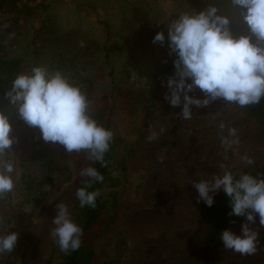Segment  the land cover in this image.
<instances>
[{
	"label": "rangeland",
	"instance_id": "obj_1",
	"mask_svg": "<svg viewBox=\"0 0 264 264\" xmlns=\"http://www.w3.org/2000/svg\"><path fill=\"white\" fill-rule=\"evenodd\" d=\"M145 8L161 20L173 21L176 6L172 0L145 1ZM47 4V8L43 4ZM31 6L41 5L42 16L29 18L25 33L14 41L13 49H21L28 41L27 33L47 24L49 17L62 30L81 28L89 35L104 41V25L123 27L133 14L130 7L108 9L100 14L94 7L86 15L81 0H35ZM53 6V9H51ZM98 52L96 57L103 55ZM100 86L109 85V69L91 68ZM168 79L158 80L155 113L149 121V135L155 140L143 143L136 155L128 159L127 184L119 194L118 217L94 242L96 255L92 264L116 261L118 264H205L204 239L208 222L198 209V191L193 183L213 181L225 170L238 179L243 174L264 169V124L247 116L245 107L227 103L222 98L204 107L191 106L190 119L182 118L181 104L172 107L165 100L170 93ZM188 82V81H187ZM189 83V82H188ZM196 99L205 94L196 88L188 93ZM118 112V111H117ZM116 115L115 121L119 120ZM17 138L5 161L14 164L15 187L0 199V236L10 232L19 234L15 249L10 252L13 264H44L55 253L56 241L50 233L55 225L56 205L64 203L71 214L77 200L76 182L79 177L73 156L59 143L49 142L50 156L56 166L54 180L44 185V198L28 203L20 195L23 163H31L32 152L25 148L20 136L23 128H12ZM235 129V135L231 130ZM254 161L247 164L242 158ZM34 173L36 169L29 165ZM18 177V179H17ZM225 193L221 188L215 195ZM212 195V193H210ZM249 227L258 231L259 251L256 255H240L223 246L213 248V264H264V226L255 214ZM230 230L242 236V225ZM220 253L218 260L215 252ZM0 264L3 263L0 259Z\"/></svg>",
	"mask_w": 264,
	"mask_h": 264
},
{
	"label": "trees",
	"instance_id": "obj_2",
	"mask_svg": "<svg viewBox=\"0 0 264 264\" xmlns=\"http://www.w3.org/2000/svg\"><path fill=\"white\" fill-rule=\"evenodd\" d=\"M35 0H0V112L9 119L12 128L22 127L20 134L25 148L32 152L31 163H23L20 177V195L28 203L38 204L45 196L44 185L54 180L56 166L50 156L49 142L42 139L39 128L30 127L20 117L18 104H13L5 93L11 88L15 77L21 73L31 74L34 67H43L49 76L60 71L72 83L79 85L90 102L92 117L114 133L110 148L105 154L106 166L88 159L87 151L69 153L74 157L79 177L77 189L84 187L89 177L81 176V169L96 168L104 177L102 183H94L88 191L99 189L96 207H81L77 199L72 220L83 229L79 250L64 253L56 245L54 255L44 264H92L96 255L94 242L118 217L119 194L127 184L128 159L136 155L148 140L149 121L156 108L158 80L175 75L174 61L167 40L168 25L184 13L194 14L217 8V15L226 16L234 37L252 36L243 16L246 10L234 5L232 0H172L176 6L172 21L161 20L142 4L136 3L133 14L123 27H114L107 21L104 25L103 42L89 35L80 27L60 29L53 17L47 24L28 34V41L21 49H13L14 41L25 33L29 18L42 16L41 5L31 6ZM47 8V4H43ZM53 9V6L52 8ZM158 32L165 34V42L153 43ZM256 42L255 36H252ZM98 52H104L99 57ZM108 68L109 85L96 83L91 68ZM191 83V80H188ZM118 111V112H117ZM248 117L264 124V99L258 104L245 107ZM116 115L119 120L115 121ZM33 163L36 173L29 167ZM264 178V169L250 173ZM214 203L207 206L202 200L198 209L207 217L208 230L204 239L205 264H213L211 250L221 246V233L236 228L246 216L229 215L232 211L226 193L213 196ZM217 251V250H216ZM217 259L220 253L215 252ZM3 263L13 264L10 253L0 254ZM101 264H118L106 260Z\"/></svg>",
	"mask_w": 264,
	"mask_h": 264
},
{
	"label": "clouds",
	"instance_id": "obj_3",
	"mask_svg": "<svg viewBox=\"0 0 264 264\" xmlns=\"http://www.w3.org/2000/svg\"><path fill=\"white\" fill-rule=\"evenodd\" d=\"M232 2L246 10L243 18L256 42L250 35L234 37L228 27L229 19L217 15L216 7L194 14L184 13L168 25L169 48L177 59L175 75L167 80L170 93L164 98L172 107H177L183 95V119L191 118L192 105L204 107L218 98L241 107L264 99V0ZM157 42L164 44L163 32L154 36L153 43ZM196 88L205 94L204 99L188 94ZM5 95L11 103L18 104L19 115L26 124L39 128L45 142L59 143L67 153L87 151L89 160L106 166L104 157L114 133L92 117L85 92L69 77L60 71L49 76L45 68L34 67L31 74L17 75ZM12 131L8 117L0 112V158L11 152L17 142ZM231 134L235 135V129ZM156 138V133L148 136L149 141ZM242 159L247 164L254 163L247 156ZM14 170L12 162L0 159V199L15 187ZM80 175L90 178L76 191L80 206L95 208L101 192L88 189L94 183H102L104 177L94 167L81 169ZM193 186L199 194L198 202L202 200L209 207L214 203L213 195L223 189L230 198L229 215L246 216L248 222L242 225V236L224 230L220 235L223 246L240 255H256L259 233L251 229L249 223H255V214H258L259 223L264 226V178L243 174L237 179L231 171L225 170L213 181L200 180ZM52 223L55 227L50 235L60 250L64 253L79 250L83 229L72 220L64 203L56 205ZM18 236L17 232L0 236V254L12 252Z\"/></svg>",
	"mask_w": 264,
	"mask_h": 264
},
{
	"label": "crops",
	"instance_id": "obj_4",
	"mask_svg": "<svg viewBox=\"0 0 264 264\" xmlns=\"http://www.w3.org/2000/svg\"><path fill=\"white\" fill-rule=\"evenodd\" d=\"M81 1L86 4V7H85V8H87L86 11L88 10L86 15H90V11H92L93 7L98 12H100V14L105 15L106 11L110 14L108 9H111L113 11L114 10L113 8L119 9L120 7H122V8L130 7L136 3H142L146 6H148L145 1H153L154 2L155 0H81ZM245 220H247V219H245ZM244 221H242V223ZM242 223H240V224H242Z\"/></svg>",
	"mask_w": 264,
	"mask_h": 264
}]
</instances>
